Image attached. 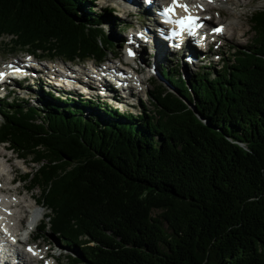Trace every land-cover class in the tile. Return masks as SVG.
<instances>
[{"label":"trees","instance_id":"16d2710c","mask_svg":"<svg viewBox=\"0 0 264 264\" xmlns=\"http://www.w3.org/2000/svg\"><path fill=\"white\" fill-rule=\"evenodd\" d=\"M96 2L0 0V49L105 60L114 9ZM250 25L219 70L164 68L174 92L157 85L139 115L0 101V144L38 166L23 178L49 212L35 239L57 237L71 264H264V9Z\"/></svg>","mask_w":264,"mask_h":264},{"label":"rangeland","instance_id":"374dc122","mask_svg":"<svg viewBox=\"0 0 264 264\" xmlns=\"http://www.w3.org/2000/svg\"><path fill=\"white\" fill-rule=\"evenodd\" d=\"M96 5L98 7L97 13H101V11L108 9V8H113L117 11L116 13H113L112 15L115 18L113 19L114 21L111 22L112 25L108 23H105L104 25L105 30H106V35L108 36L107 39L109 40L112 38L114 40V44L116 45L115 49L113 50L114 51L113 54H110L108 58L110 59L116 58V57L125 58L123 49H120L119 47L123 39L126 38L127 31L120 33L119 30L123 28L121 26H118L117 24L125 23V26L127 27V23L132 22V20L134 22L135 20L134 14L132 13L131 15H127V13H129L130 10L128 9V7L123 6V3L121 2V0H98ZM215 8L217 9H213L214 17H216L218 20V17L220 14L221 15L220 21L225 23V25L227 26L226 34L225 36H223V39H221L222 44H223L222 47L220 48L216 47V50H215L216 52L212 53L213 55L212 58H213L214 63L216 65H219L218 67H221L222 63L220 62L221 61L220 58H222V62H223V59H227L229 54L234 53L233 49L238 50L242 47H246L250 45V43L252 42L253 37H254V32L250 27L251 15L256 10L264 9V0H243L241 3L237 5H233V6L231 3H222L219 5H216ZM137 18L138 17H136V19ZM154 54H156L155 50L153 52V55ZM16 55L17 54L8 55L6 48H1L0 49V62H3V60H10ZM142 56L145 59L143 60L141 59L140 63L145 66L146 64H148L146 62H149V61H146L148 59V56L146 54H143ZM175 58L176 57H172L171 55H168L166 58L165 57L162 58L160 62H156L155 57H153V60L151 63L152 64L154 63L157 66L158 73H160L162 67L169 68V67H175L176 65H179V68L182 71L188 70L189 73L187 72L188 74H186L187 79H190L193 73L197 72L198 70L203 69V67L207 64V63L205 64L201 63L195 66L185 67L181 63L177 64V62L174 61ZM178 60L180 59L178 58ZM59 62H61V60L57 61V63ZM68 65H69L68 67L71 68V65L70 64ZM87 65L88 64L86 63V66ZM143 77L145 79L149 77L148 70L146 71L144 70ZM160 83L161 84L164 83V81L161 79L160 76L158 77L157 80L153 79L152 81H148L146 82V85L143 87L142 92H139V94H134L135 97L134 99L130 100V103H129L130 105H127V104L125 105L124 103H121V104L113 103L114 105L112 107L120 109L122 113H132L133 115H136V114L139 115L143 111L141 104L142 103L149 104L147 100L146 92L148 90L154 91L156 88L155 85L160 84ZM166 85L169 86L167 83ZM48 86H50L49 87L50 90L54 89L51 85H48ZM36 88L33 87L31 89L26 88L24 90H21L19 93L16 94V97H14V95H10L11 100L19 99L20 101H22L25 99L27 101L28 99L25 98L26 96H30V97L33 96L34 98L32 99L30 98L29 102L32 105H39L37 98H39V96H43L42 88L41 86H38ZM85 113L86 115H90L91 110L86 109ZM1 122H2V117L0 116V124ZM6 147L7 145H0V153L2 152V155H5V157L6 156L13 157V159L10 162V166H5L4 170L1 169L0 172L3 174L4 171L11 170V168L14 169L15 171V173H12V175L4 177L7 180L6 182H8L13 177V175L14 176L16 175L18 177L19 175L21 176V175H24L25 173L32 171V167L35 169L38 168L36 164H32V163L30 164V160H27L29 162L27 164H25L21 160H18L16 156L13 154V152H10L9 150H7ZM0 163H3L2 159H0ZM20 186L28 187L30 186V182L29 183L28 182L17 183L13 186H10L7 184V188H10V189L12 188L13 190H15L14 187H20ZM20 192H21L20 199L23 200L24 198H27V200L31 204H33L34 199L35 200L41 199V191L39 190V188H34L33 191H25V189H21ZM31 197L33 198L31 199ZM39 210L42 213H47V214L49 213L45 208H43L40 205H39ZM40 223L41 221L38 222V225ZM33 234H34V231L30 233L31 239L33 238ZM50 235L45 237V239H41L40 241L36 243L44 242V245L47 246L45 247V249L52 248L51 254H53L56 257L57 264H71V261L68 258V256L71 255V250L68 248L67 245L61 242L57 237H51Z\"/></svg>","mask_w":264,"mask_h":264},{"label":"bare ground","instance_id":"6f19581e","mask_svg":"<svg viewBox=\"0 0 264 264\" xmlns=\"http://www.w3.org/2000/svg\"><path fill=\"white\" fill-rule=\"evenodd\" d=\"M226 1L228 3H231L232 6H233V5H237V4L241 3L243 0H226ZM131 3L132 4H140V3H142V0H132ZM216 4H219V2L217 1ZM155 5H156V3L153 2V6H155ZM197 9L198 8L196 7L195 8V12L205 18L206 13L199 12V11H197ZM141 48H142V46H141ZM153 52L154 51H151L152 54H150V52L146 53V50L142 52L143 54L145 53L146 55L150 54V58L147 59L146 61L152 62L153 57H155V61L156 62H160L161 59L164 58V55L161 54V52H158V53H156L154 55H153ZM106 73L108 75H110V76H108V78H107V74H105L104 72H101L102 76L105 77L106 79L110 80V81L113 80L114 78H116L113 75L114 73L118 74V77L120 76V72L117 71V69L114 70V71H108ZM42 75L45 77L46 73L43 72ZM138 75H139V72L136 71V69H130V76H132L134 79H137V80L139 79L143 83L144 79L141 76H138ZM75 79H76L75 76L72 75V74L67 78L68 82H73V83H76ZM45 83L50 84L47 80L45 81ZM100 83L101 82H99L98 84H100ZM103 87L105 88V85ZM101 91L102 92L97 90V92L101 96H104L105 98H110L111 93H108L107 90H104V89H101ZM115 101H119V99L117 98V99H115ZM6 149L8 150L7 147H6ZM0 159L3 160V163H0V171H1V169H4L5 166H10V162L12 161L13 157H9V156L5 157V155H2V152H1L0 153ZM12 173H15L14 169H12V168H11V170H8L5 174H2L0 172V184L4 185V187H3L4 189L3 190L0 189V193H3V194L5 193V195H6L5 196L6 199H5V202H4L5 206H7V210H11V212H12V214L14 216L13 219H7L11 223L12 230H10V231L7 230L8 229V223L5 224L4 229L8 232L7 237L9 238V240H12V242H15L16 241L15 237L19 236V233L21 232V225L23 224V222L25 220V217L28 216L29 226H30L29 229H31L32 227H35V224L39 221L40 217L42 216V212L39 209L32 208L31 203H29L27 198H24L23 200L22 199L19 200L17 198L18 196L21 197L20 190L21 189H26L25 186L14 187L15 190H13L12 188L11 189L10 188H5L6 184H14V185L17 184L16 183V179L20 178V176L17 177L16 175L15 176L13 175V177L8 182H6L7 180L4 177L12 175ZM32 198L33 197H31V199ZM1 204H3V202ZM28 208H32L31 212L29 213V215H28V213H25V212H27L26 210ZM25 214H26V216H25ZM22 258L27 264H34L33 261L28 257L27 254H23ZM39 261H41V260H39Z\"/></svg>","mask_w":264,"mask_h":264},{"label":"snow or ice","instance_id":"6c2138e0","mask_svg":"<svg viewBox=\"0 0 264 264\" xmlns=\"http://www.w3.org/2000/svg\"><path fill=\"white\" fill-rule=\"evenodd\" d=\"M176 6L184 7L185 10H187L186 6H184V5H174V7L172 9L166 10V11H172V12H174ZM169 22H172V21H169Z\"/></svg>","mask_w":264,"mask_h":264}]
</instances>
